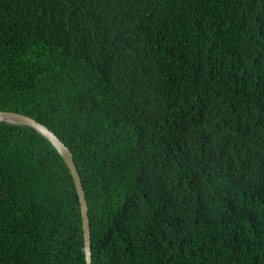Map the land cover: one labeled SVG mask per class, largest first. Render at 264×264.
Wrapping results in <instances>:
<instances>
[{
    "label": "trees",
    "instance_id": "1",
    "mask_svg": "<svg viewBox=\"0 0 264 264\" xmlns=\"http://www.w3.org/2000/svg\"><path fill=\"white\" fill-rule=\"evenodd\" d=\"M0 111L92 264H264V0H0ZM0 264H85L4 123Z\"/></svg>",
    "mask_w": 264,
    "mask_h": 264
},
{
    "label": "water",
    "instance_id": "2",
    "mask_svg": "<svg viewBox=\"0 0 264 264\" xmlns=\"http://www.w3.org/2000/svg\"><path fill=\"white\" fill-rule=\"evenodd\" d=\"M0 123L9 125L26 126L32 130L37 131L40 135L45 137L57 150V152L62 157L70 176L73 180L81 217V228L83 237V252L85 264H92L91 262V240H90V226L88 218V206L85 198V193L82 187L79 173L73 162V157L69 149L59 140V138L50 131L46 126L37 122L33 118L9 111H0Z\"/></svg>",
    "mask_w": 264,
    "mask_h": 264
},
{
    "label": "clouds",
    "instance_id": "3",
    "mask_svg": "<svg viewBox=\"0 0 264 264\" xmlns=\"http://www.w3.org/2000/svg\"><path fill=\"white\" fill-rule=\"evenodd\" d=\"M163 1H165V2H166V1H168V0H163Z\"/></svg>",
    "mask_w": 264,
    "mask_h": 264
}]
</instances>
